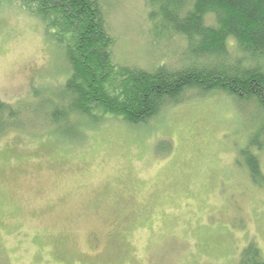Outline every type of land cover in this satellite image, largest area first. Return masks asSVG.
I'll return each mask as SVG.
<instances>
[{"label": "rangeland", "instance_id": "374dc122", "mask_svg": "<svg viewBox=\"0 0 264 264\" xmlns=\"http://www.w3.org/2000/svg\"><path fill=\"white\" fill-rule=\"evenodd\" d=\"M99 4L116 65H178L184 42L154 39L147 0ZM53 33L0 6V101L15 113L0 136V264H240L250 244L264 260V181L240 156L264 145L256 108L194 93L139 126L52 123L70 77Z\"/></svg>", "mask_w": 264, "mask_h": 264}, {"label": "trees", "instance_id": "16d2710c", "mask_svg": "<svg viewBox=\"0 0 264 264\" xmlns=\"http://www.w3.org/2000/svg\"><path fill=\"white\" fill-rule=\"evenodd\" d=\"M10 1L40 19L65 45L70 77L63 107L48 115L52 123L67 124L76 115L95 123L113 119L139 126L184 103L189 94L222 92L236 104L256 108L255 136L264 139V0H147L154 39L184 42L177 66L151 71L113 62L115 41L99 0ZM14 114L0 101V136L9 127L3 116ZM263 146L253 139L240 151L258 184L264 178L254 151ZM240 264H264L254 244L243 251Z\"/></svg>", "mask_w": 264, "mask_h": 264}]
</instances>
